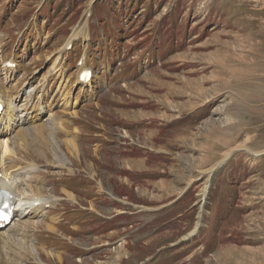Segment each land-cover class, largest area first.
Masks as SVG:
<instances>
[{
	"label": "rangeland",
	"instance_id": "rangeland-1",
	"mask_svg": "<svg viewBox=\"0 0 264 264\" xmlns=\"http://www.w3.org/2000/svg\"><path fill=\"white\" fill-rule=\"evenodd\" d=\"M94 1L98 21L108 33L94 40L90 49L99 86L145 72L138 83L115 85L100 98L102 104L84 108L80 102L75 113L59 118L69 129V137L66 129H60L65 133L58 137L50 130L29 138L28 147L43 155L24 156L20 161H36L44 169L41 180L53 174L44 185L45 189L49 183L58 185L50 193L92 205L101 215L65 212L63 222V214H57L61 221L57 223L49 213L48 218L36 220L32 227L38 228L22 238L36 243L38 252L12 247L17 238L18 245L22 244L17 235L0 248V264H264V0H0V89L9 95L12 77L14 82L42 84L40 79L49 68V78L60 77L58 86L63 88L65 72L57 60L51 68L47 58L64 41L75 18ZM22 28L27 36L13 54L15 32ZM77 32L82 30L74 31L69 39L77 38ZM12 58L18 62V71L8 73L2 63ZM56 85L57 79L48 81L49 97ZM82 94L80 88L73 97L79 99ZM181 100L189 107L205 105L211 121L197 128L190 123L185 130L184 126L162 128L159 135L156 129L163 126L155 123L161 120L173 127ZM146 119V129L128 132L150 149L171 150L169 156L151 150L136 153L133 146L120 144L119 132L127 123L136 126ZM97 123L118 144L100 139ZM12 135L0 133V139ZM212 142L215 146L210 148ZM77 144L75 154L70 145L77 149ZM228 149L236 152L234 158L210 178L209 168ZM63 155L68 162L60 159ZM131 156L152 175L131 174ZM168 166L170 171L165 173L162 168ZM64 172L72 174L69 183ZM161 175L163 181L166 178L165 187L155 182ZM188 180L194 184L177 204L113 220L104 216L128 209L118 204L116 195L163 204L183 190ZM36 186L46 195L42 186ZM46 196L55 200L52 207L57 205V197ZM74 207L76 203L69 202L62 211ZM70 217L79 223L74 225ZM23 224L31 227L27 222L18 226ZM60 232L72 235V240L60 238ZM119 237L126 239L86 253L82 259L66 251L80 254L72 248L77 241L108 244ZM50 242L60 247H50ZM70 242L72 247H62ZM32 250L36 251L35 245Z\"/></svg>",
	"mask_w": 264,
	"mask_h": 264
},
{
	"label": "bare ground",
	"instance_id": "bare-ground-1",
	"mask_svg": "<svg viewBox=\"0 0 264 264\" xmlns=\"http://www.w3.org/2000/svg\"><path fill=\"white\" fill-rule=\"evenodd\" d=\"M79 35L78 32L75 34L76 37ZM38 90L39 88L37 87L34 95L27 97L21 105L14 104L11 99L7 111H5L3 115H0V133L6 134V136H8V134H13L3 140L0 139V189L4 188L8 190L12 194V201L15 204V218L7 227L0 230V248H3L4 243L8 242V240L10 241L12 238H16V234L23 235V230L18 225L27 222L30 224L29 226L32 227L36 220L30 219L33 217H42L39 220H44L45 217L48 218L50 209H58L63 204L62 202H59L60 198H58L57 195L53 193L48 194L45 191L46 195L58 198L57 205L52 207V205L55 204V200L43 195L42 188L36 186V184L38 185L37 182L35 184L34 174L35 171L38 170L37 166L34 163L20 161L22 156H19V154L24 151L26 152V157L37 156V154L39 155L40 153V151L37 150L36 152L34 149L28 147L29 138L34 136H44L48 134L50 130H54L55 134L58 135L55 125L59 123V119L53 123L52 127H50V123H44L42 120L38 122L37 120L44 112L45 106L42 104V99L46 95L44 89L36 95ZM58 91L63 93V88L58 86ZM34 97H36V100H34ZM40 109L43 110L41 111ZM9 111H12V115H10ZM18 112L20 113L17 114ZM53 115L54 113L50 112L49 118ZM60 129L64 130L66 128L60 123L59 130ZM72 144L76 146L74 142H72ZM61 146V143L56 142V147L58 149H61ZM70 147L75 154H77L78 144L77 149H73L71 145ZM40 154L43 155V153ZM65 189L68 190L67 188ZM71 192H69L71 198L75 197L74 193ZM205 192L207 193L208 190L206 189ZM65 199L69 200L66 196ZM50 203V209L45 210L46 205ZM55 216L59 217L55 219ZM26 217L29 221L24 220ZM50 218L52 221L58 222L60 220V215H51ZM47 228L51 230L50 224H47ZM51 228L52 230L55 229L53 227ZM33 252H38V248L36 247V251Z\"/></svg>",
	"mask_w": 264,
	"mask_h": 264
},
{
	"label": "crops",
	"instance_id": "crops-1",
	"mask_svg": "<svg viewBox=\"0 0 264 264\" xmlns=\"http://www.w3.org/2000/svg\"><path fill=\"white\" fill-rule=\"evenodd\" d=\"M184 101L183 100H181V103H182V106H178V105H176V106H178V109L177 110H175V116L172 118V120H174V126L173 127H170L169 128V126H170V124H167V123H164L163 121L162 122H160V121H158V122H156L155 123V125L157 124V125H161V126H163V127H161V128H158V129H156V131H157V133L160 135V133H161V129L164 131H168V130H171V129H173V128H181V127H183L184 126V130L186 129V128H188L189 127V125L188 124H194V126H195V128H197L198 126H201L202 124H204V123H207V122H209V121H211L210 120V118H211V116L210 115H208L207 114V108H206V106L205 105H202V104H200V105H194V106H192V107H189L188 105H185L184 103H183ZM146 120H149V119H146ZM144 129H146V128H143V130ZM149 130L150 131H154L152 128H149ZM153 136H155V135H153ZM155 138H157V137H155ZM218 143V142H217ZM144 144H146V143H144ZM146 145H148V144H146ZM212 146H215V144L212 142V144H210V148L212 147ZM137 150V152H142L143 150H138V149H136ZM231 153V149L229 150H227L226 152H224V153H222L221 155V157L219 158V159H217V162L213 165V166H211L209 169H213L216 165H218V163L220 162V161H222L227 155H229ZM144 156H146L145 154H144ZM235 156V155H234ZM136 156H131L130 158V168H131V170H133L134 171V173H135V177L136 176H140V175H152V173L150 172V171H146V170H143V169H145L144 167H142L144 164L142 163H139V159L138 158H135ZM146 158V157H145ZM234 157H232L231 159H230V161L233 159ZM229 161V162H230ZM229 162L227 163L228 165H229ZM173 163V162H172ZM226 164V165H227ZM225 165V166H226ZM170 166V165H169ZM168 166V168H167V170L165 169V168H162V170H164L165 171V173H167L168 171H170V167ZM161 170V171H162ZM204 172L202 171V173L201 174H203ZM140 177H142V176H140ZM143 178H147V177H143ZM149 178V177H148ZM163 178H164V176L163 175H161L155 182H157V181H159V183H160V186H163V187H165V185L167 184V181L164 179V181H163ZM134 181V180H133ZM193 180H188V182H186V185L184 186V188H183V190L185 189V187L189 184V183H191ZM136 182V181H135ZM183 190H181V191H179V193L175 196V197H173L172 199H170L169 201H167V202H165V203H163V204H169L170 202H172L176 197H178L179 196V194L183 191ZM162 193H164V192H162ZM173 193V192H172ZM168 196V195H167ZM185 197V196H184ZM183 197V198H184ZM183 198H181L178 202H180ZM177 202V203H178ZM176 203V204H177ZM158 205H162V204H158Z\"/></svg>",
	"mask_w": 264,
	"mask_h": 264
}]
</instances>
